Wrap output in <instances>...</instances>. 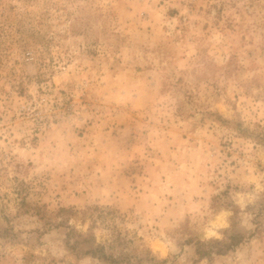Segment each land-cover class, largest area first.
<instances>
[{
	"label": "rangeland",
	"instance_id": "374dc122",
	"mask_svg": "<svg viewBox=\"0 0 264 264\" xmlns=\"http://www.w3.org/2000/svg\"><path fill=\"white\" fill-rule=\"evenodd\" d=\"M0 264H264V0H0Z\"/></svg>",
	"mask_w": 264,
	"mask_h": 264
}]
</instances>
